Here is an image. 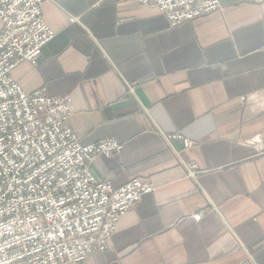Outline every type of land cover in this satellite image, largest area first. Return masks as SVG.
Segmentation results:
<instances>
[{"label":"crops","instance_id":"0c3cea01","mask_svg":"<svg viewBox=\"0 0 264 264\" xmlns=\"http://www.w3.org/2000/svg\"><path fill=\"white\" fill-rule=\"evenodd\" d=\"M40 11L55 36L12 79L69 98L81 145H122L93 159L96 181L154 187L80 264H264V0H220L175 27L131 0Z\"/></svg>","mask_w":264,"mask_h":264},{"label":"built area","instance_id":"2783aa9c","mask_svg":"<svg viewBox=\"0 0 264 264\" xmlns=\"http://www.w3.org/2000/svg\"><path fill=\"white\" fill-rule=\"evenodd\" d=\"M44 1L0 0V264H80L106 251L121 216L154 191L146 179L117 188L96 181L93 159L122 145H81L67 125L69 98L26 93L12 79L21 63L35 65L55 36L41 16ZM131 1L164 14L172 27L220 9V0Z\"/></svg>","mask_w":264,"mask_h":264}]
</instances>
